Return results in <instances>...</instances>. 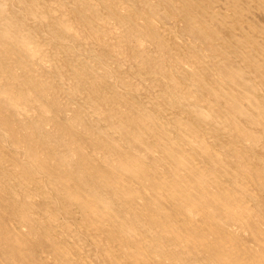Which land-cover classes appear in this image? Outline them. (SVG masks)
I'll return each instance as SVG.
<instances>
[{"label": "bare ground", "instance_id": "bare-ground-1", "mask_svg": "<svg viewBox=\"0 0 264 264\" xmlns=\"http://www.w3.org/2000/svg\"><path fill=\"white\" fill-rule=\"evenodd\" d=\"M0 264H264V0H0Z\"/></svg>", "mask_w": 264, "mask_h": 264}]
</instances>
